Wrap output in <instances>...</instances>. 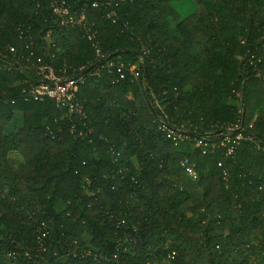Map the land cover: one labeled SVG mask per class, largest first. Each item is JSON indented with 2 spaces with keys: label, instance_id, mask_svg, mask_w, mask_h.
Returning a JSON list of instances; mask_svg holds the SVG:
<instances>
[{
  "label": "trees",
  "instance_id": "trees-1",
  "mask_svg": "<svg viewBox=\"0 0 264 264\" xmlns=\"http://www.w3.org/2000/svg\"><path fill=\"white\" fill-rule=\"evenodd\" d=\"M65 1L0 0V264H264V0Z\"/></svg>",
  "mask_w": 264,
  "mask_h": 264
},
{
  "label": "built area",
  "instance_id": "built-area-1",
  "mask_svg": "<svg viewBox=\"0 0 264 264\" xmlns=\"http://www.w3.org/2000/svg\"><path fill=\"white\" fill-rule=\"evenodd\" d=\"M100 5V2H94L92 3L91 8L97 9ZM104 5L112 7L113 1H107ZM67 6L68 3L65 0H53L50 5L52 14L60 21V26L63 28H78L87 39L94 42L96 35L92 31L88 19V11L90 10V7L85 5L81 12L79 11V13L71 14ZM108 16H115L114 12H111ZM49 43L51 42L49 41ZM94 46L96 48L97 55H99L100 49L98 44L95 43ZM108 68L110 70L115 69L113 64L108 65ZM40 70L43 72L49 83H41L37 87L33 88L29 93L30 97L36 101L43 100L46 97L53 98L56 100L60 110H65L68 114L79 113L81 108L76 104L75 99L76 93L79 90V85L84 82V79L79 77L76 79L63 80L48 66L41 67ZM116 72L120 75L121 79L125 77L124 69L122 67H117ZM129 72L135 78H139L140 76L139 70L135 67H132ZM167 137L173 141L175 146H178L184 140L183 135L174 130H169ZM241 140H243L241 135H236L234 137L226 135L221 145H229V154H231L233 152L234 145L238 144ZM251 140L253 139L251 138ZM219 146V144H215L212 146V149H216ZM182 165L193 179L197 178L196 171L190 166L188 160H184Z\"/></svg>",
  "mask_w": 264,
  "mask_h": 264
},
{
  "label": "rangeland",
  "instance_id": "rangeland-1",
  "mask_svg": "<svg viewBox=\"0 0 264 264\" xmlns=\"http://www.w3.org/2000/svg\"><path fill=\"white\" fill-rule=\"evenodd\" d=\"M49 77V76H47ZM20 123H21V118L20 116L9 126V129L10 130H15L16 128H18L20 126Z\"/></svg>",
  "mask_w": 264,
  "mask_h": 264
}]
</instances>
